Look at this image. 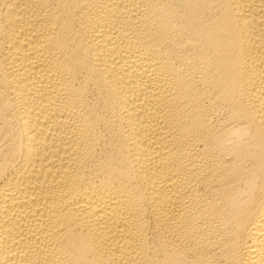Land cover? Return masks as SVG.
I'll list each match as a JSON object with an SVG mask.
<instances>
[{
  "label": "bare ground",
  "instance_id": "6f19581e",
  "mask_svg": "<svg viewBox=\"0 0 264 264\" xmlns=\"http://www.w3.org/2000/svg\"><path fill=\"white\" fill-rule=\"evenodd\" d=\"M0 264H264V0H0Z\"/></svg>",
  "mask_w": 264,
  "mask_h": 264
}]
</instances>
